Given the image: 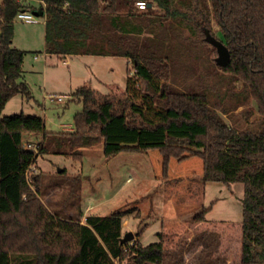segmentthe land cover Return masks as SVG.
<instances>
[{"label": "trees", "instance_id": "trees-1", "mask_svg": "<svg viewBox=\"0 0 264 264\" xmlns=\"http://www.w3.org/2000/svg\"><path fill=\"white\" fill-rule=\"evenodd\" d=\"M43 1L47 53L123 56L135 72L128 70L124 90L109 94L80 86L74 94L83 109L75 114L72 132H48L44 118L35 114L3 115L12 97L32 95L23 80L27 51L13 46L15 19L27 6L0 0V264H184L198 242L199 261L216 258L223 229L201 228L191 239L162 231L160 240L148 245L138 232L131 244L121 242L131 210L88 214L84 222L81 209L68 212L49 192L68 185L67 196L76 199L79 176L66 168L54 175L31 172L47 150V137L57 135L78 158L83 154L76 151L102 140H136V149H161L165 177L171 159L185 160L189 152L203 160L204 185L244 184L239 264H264V0H146L152 5L140 12L138 0ZM122 3L126 14L119 11ZM154 6L161 13H154ZM213 19L231 59L220 66L216 58L214 82L207 75L212 72H200L198 85L183 83L184 73L199 74V66L188 61L197 59L201 44H210L206 30L213 34ZM250 103L253 108L245 107ZM28 133L43 134L39 152L25 146ZM187 140L199 146L184 147ZM211 208L194 213L191 225L203 226ZM221 257L226 264L228 253Z\"/></svg>", "mask_w": 264, "mask_h": 264}, {"label": "rangeland", "instance_id": "rangeland-1", "mask_svg": "<svg viewBox=\"0 0 264 264\" xmlns=\"http://www.w3.org/2000/svg\"><path fill=\"white\" fill-rule=\"evenodd\" d=\"M30 3L40 8L39 0H30ZM151 10L161 13L156 6ZM119 11L126 14L127 6L120 4ZM38 16L37 23H28L16 17L13 42L15 47L27 51L23 79L29 84L32 96L15 95L6 104L3 115L21 112L35 114L44 118L48 132H72L75 131V114L83 109L82 101L74 94L76 90L84 84L102 93H108L107 84H116L125 89L128 69L133 74L135 68L123 56L77 55L66 59L55 54L45 56V18ZM212 28L213 34L220 37V26L214 19ZM35 55H38V60ZM197 56V59L187 61L190 66H199V74L193 71L184 73L181 76L182 82L198 85L200 72H212L207 74L211 83L218 79L213 74L215 69L219 70L216 63L218 54L213 46L201 44ZM235 85L238 90L241 88L240 82ZM228 86L224 85L221 90ZM49 94H66L68 97L63 102H57L51 101ZM214 95L212 99L216 101ZM134 99L140 102L136 95ZM253 106L250 103L245 107ZM245 107H239L236 112ZM65 125H71L73 129H65ZM197 130L201 131L202 128L198 126ZM24 142L25 146L39 152L40 144L44 142L43 134L28 133ZM138 144L136 140L111 143L102 140L95 145L80 148L76 152L83 156L78 158L69 154L58 135L48 136L47 150L39 155L31 172L42 171L54 175L59 169L66 168L69 175L79 176V197L75 199V196H67V184L56 193L50 189L49 197L53 196L56 202H64L70 213H76V208L81 209L83 222L88 214L109 215L116 210H131L126 218L130 222L125 224L124 233L133 231L136 236L141 232L139 237L143 245L159 241V233L162 231H167L175 239L180 236L191 239L201 228H215L217 231L223 229L215 259L211 260L210 257L206 261H199L202 244L198 242L186 252L184 264H224L223 257L218 259V256L224 255L225 251L229 255L226 264H239V224L243 219L244 184L233 183L228 186L220 182H208L204 185L203 160L189 152L184 153L188 155L185 160L171 159L168 176L165 177L161 149L140 150L136 149ZM196 145L199 146L189 140L183 144L184 147ZM179 146L182 145L179 143ZM74 200L75 206L72 207L71 202ZM210 206L212 208L205 215V225H191L193 214ZM137 212H140L139 217H135ZM130 242L133 244L135 240Z\"/></svg>", "mask_w": 264, "mask_h": 264}, {"label": "water", "instance_id": "water-1", "mask_svg": "<svg viewBox=\"0 0 264 264\" xmlns=\"http://www.w3.org/2000/svg\"><path fill=\"white\" fill-rule=\"evenodd\" d=\"M151 3H149V7H151ZM206 39L207 41L213 45L214 47H216L217 52H218V57H217V63L220 66H225L228 64V62L231 59V53L229 48L227 47V45L221 41L220 39H218L216 36H214V34H212V32L210 31V29L206 30ZM63 169H59V172H62ZM135 234L133 231H127L124 233L123 237L121 238V242H130L135 240Z\"/></svg>", "mask_w": 264, "mask_h": 264}, {"label": "crops", "instance_id": "crops-1", "mask_svg": "<svg viewBox=\"0 0 264 264\" xmlns=\"http://www.w3.org/2000/svg\"><path fill=\"white\" fill-rule=\"evenodd\" d=\"M21 2H23L27 7L25 8V10L27 11H32L34 13H36L37 15H41L45 18V4H44V1L43 0H39L40 2V8H36L33 4L30 3V0H20ZM138 11H144V10H138ZM29 23V22H28ZM14 42V41H13ZM14 46V45H13ZM15 47V46H14ZM17 48V47H16ZM47 55H52L51 53H45V56ZM56 55V54H55ZM59 58L61 59H66L68 57H73V56H77V55H66V56H61V55H58ZM100 56H103V55H100ZM35 59H39L38 55H35ZM130 69V68H129ZM128 69V70H129ZM24 73H25V68H24ZM24 80V79H23ZM25 81V80H24ZM84 85H88V84H84ZM107 87H108V93H103V94H109L111 93L114 89H117V90H124L122 87H120L119 85H116V84H107ZM96 90V89H95ZM100 92V91H99ZM102 93V92H101ZM65 129H68V130H72L73 127L71 125H65L64 127ZM129 219H126V221L124 222L123 226H125V224H129ZM124 228V227H123ZM137 238V237H136ZM140 239V237H139Z\"/></svg>", "mask_w": 264, "mask_h": 264}, {"label": "built area", "instance_id": "built-area-1", "mask_svg": "<svg viewBox=\"0 0 264 264\" xmlns=\"http://www.w3.org/2000/svg\"><path fill=\"white\" fill-rule=\"evenodd\" d=\"M135 6L137 7L138 10H146L149 7V2H147L146 0H138V1H136ZM17 17L19 19H21L25 22H29V23L39 22V16L36 13H34L32 11H27L25 9L19 11L17 14ZM48 97L51 101L63 102L64 99L68 97V95H66V94H49Z\"/></svg>", "mask_w": 264, "mask_h": 264}]
</instances>
